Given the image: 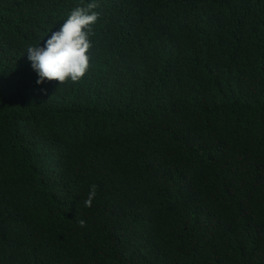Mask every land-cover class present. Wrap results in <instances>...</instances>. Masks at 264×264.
Returning <instances> with one entry per match:
<instances>
[{
	"label": "trees",
	"instance_id": "16d2710c",
	"mask_svg": "<svg viewBox=\"0 0 264 264\" xmlns=\"http://www.w3.org/2000/svg\"><path fill=\"white\" fill-rule=\"evenodd\" d=\"M91 2L0 0V264H264V0H94L87 72L38 85Z\"/></svg>",
	"mask_w": 264,
	"mask_h": 264
},
{
	"label": "clouds",
	"instance_id": "9594fccd",
	"mask_svg": "<svg viewBox=\"0 0 264 264\" xmlns=\"http://www.w3.org/2000/svg\"><path fill=\"white\" fill-rule=\"evenodd\" d=\"M98 5L88 3L87 7H76L60 27L45 41L44 46H29L26 50L31 68L37 74L36 83L57 81L64 84L68 80L78 82L89 68L87 55L91 42L92 26L96 23L99 13L93 11ZM43 91V89H42ZM95 184L90 186L85 207H91L96 196ZM81 227L85 221H78Z\"/></svg>",
	"mask_w": 264,
	"mask_h": 264
}]
</instances>
